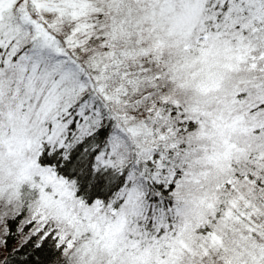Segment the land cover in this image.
<instances>
[{
    "label": "snow or ice",
    "instance_id": "snow-or-ice-1",
    "mask_svg": "<svg viewBox=\"0 0 264 264\" xmlns=\"http://www.w3.org/2000/svg\"><path fill=\"white\" fill-rule=\"evenodd\" d=\"M0 264H264V0H0Z\"/></svg>",
    "mask_w": 264,
    "mask_h": 264
}]
</instances>
